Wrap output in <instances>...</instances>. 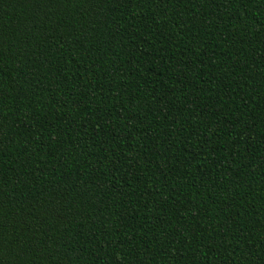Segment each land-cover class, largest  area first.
<instances>
[{
	"label": "trees",
	"instance_id": "16d2710c",
	"mask_svg": "<svg viewBox=\"0 0 264 264\" xmlns=\"http://www.w3.org/2000/svg\"><path fill=\"white\" fill-rule=\"evenodd\" d=\"M0 264H264V0H0Z\"/></svg>",
	"mask_w": 264,
	"mask_h": 264
}]
</instances>
